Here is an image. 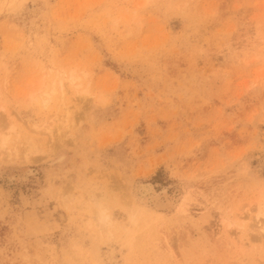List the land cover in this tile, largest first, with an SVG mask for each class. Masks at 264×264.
Listing matches in <instances>:
<instances>
[{
    "label": "rangeland",
    "instance_id": "rangeland-1",
    "mask_svg": "<svg viewBox=\"0 0 264 264\" xmlns=\"http://www.w3.org/2000/svg\"><path fill=\"white\" fill-rule=\"evenodd\" d=\"M0 121V264H264V0H0Z\"/></svg>",
    "mask_w": 264,
    "mask_h": 264
},
{
    "label": "bare ground",
    "instance_id": "bare-ground-1",
    "mask_svg": "<svg viewBox=\"0 0 264 264\" xmlns=\"http://www.w3.org/2000/svg\"><path fill=\"white\" fill-rule=\"evenodd\" d=\"M70 70H71V69H70ZM75 70H76V69H75ZM68 71H69V70H68ZM71 71H72V70H71ZM64 72H65V71H64ZM76 72H77V70H76ZM57 76H58V74H57ZM57 76L55 75V77H57ZM59 76H60V75H59ZM63 77H64V75H62V78H63ZM79 77H80V76H79ZM53 78H54V77H53ZM64 78H65V77H64ZM70 78H71L70 81H76L77 78H78L77 73H76V74H75V73H72V75H71ZM55 79H56V78H54L53 81H54ZM66 79H67V78H66ZM59 80H60V79H59ZM59 80H58V82H59ZM61 82H62V81H61ZM61 82H60V84H61ZM72 83H73V82H72ZM52 84H54V83H52ZM55 84H56V83H55ZM55 84L53 85L51 91L48 90V91H45V93H47L48 95H52L53 93H55V92L57 91V89H56V87H55ZM58 84H59V83H58ZM63 86H64V84L62 83V84H61V89H62ZM81 86H82V85H81ZM59 87H60V85H59ZM66 87H67V86H66ZM79 87H80V85H79ZM79 87H78V88H79ZM63 88H65V87H63ZM76 88H77V87H76ZM76 88H75V89H76ZM64 90H66V89H63V91H62L63 93H64ZM77 90H78V89H77ZM88 91H89V90H88ZM65 92H66V91H65ZM80 92H81V90H80ZM86 92H87V90H85V94H86ZM43 93H44V92H43ZM41 94H42V93H41ZM64 94H65V93H64ZM87 94H88V93H87ZM31 95H34V94H31ZM42 95H43V94H42ZM43 96H46V95H43ZM44 101H45V103H43V104L47 105V103L49 102V99L46 98V97H44ZM105 101H106V100H105ZM66 115H67V114H66ZM68 115H69V114H68ZM64 116H65V115H64ZM62 117H63V116H62ZM57 118H58V117H57ZM63 118H65V117H63ZM67 118H68V117H67ZM3 120L5 121L6 119H3ZM7 121H9V120H7ZM47 121H48V120H47ZM47 121L45 120V122H47ZM52 121L54 122L55 120H52ZM58 121H59V120H58ZM58 121H57V123H58ZM0 122H1V121H0ZM2 122H3V121H2ZM10 122H11V121H10ZM45 122H44V123H45ZM48 122H49V121H48ZM59 122H60V121H59ZM63 122H64V121H62V123H63ZM8 123H9V122H8ZM50 123L52 124L51 121H50ZM50 123H49V125H51ZM54 123H55V122H54ZM62 123H61V125H62ZM67 123H69V121H68ZM67 123H66V124H67ZM47 124H48V123H47ZM15 125H16V124H15ZM15 125H14L12 122L9 123V124L6 123L5 128H4L3 130H2V129L0 130V150H1V151H0V155H1V156H3L4 153H5V155H6V153H9V152H10V151H8V149H7L9 146H8L7 148H6V146L9 144L11 131L16 129ZM59 125H60V124H59ZM63 125H64V123H63ZM2 126H3V125H2ZM31 126H32V124H31ZM54 126H55V125H54ZM56 126H57V125H56ZM56 126H55V127H56ZM65 126H66V125H65ZM45 127H46V125H45ZM45 127H44L43 129H45ZM52 127H53V126H52ZM2 128H3V127H2ZM8 128H9V130H8L7 132L4 131V130H6V129H8ZM32 128H33V127H32ZM37 128H38V127H37ZM39 128H40V127H39ZM58 128H59V127H58ZM61 128H62V127H61ZM61 128H60V129H61ZM63 128H64V127H63ZM65 128H66V127H65ZM65 128H64V129H65ZM40 129H41V128H40ZM40 129H39V130H40ZM47 129L49 130L50 127H49V128L47 127ZM52 130H53V129H52ZM54 130H55V129H54ZM65 130H66V129H65ZM65 130H64V131H65ZM40 131H41V130H40ZM56 131L59 132L58 129H57ZM49 132H50V131H49ZM57 132H56V133H57ZM60 132H61V131H60ZM62 132H63V130H62ZM40 133H41V132H40ZM45 133H46V132H45ZM51 133H52V132H51ZM54 133H55V132H54ZM54 133H53V136H54ZM58 134H59V133H58ZM60 135H61V133H60ZM50 136H51V134H50ZM58 137H59V136H58ZM51 138H52V136H51ZM54 138H57V137L54 136ZM54 140H55V139H54ZM56 140H57V139H56ZM2 149H3V150H4V149H7L8 152H7L6 150L3 151ZM9 150H10V149H9ZM27 151H29L28 153H31L32 150H31V147H30V146L28 147V150H27ZM27 151H26V152H27ZM35 151H36V150H35ZM15 152H16V151H15ZM2 153H3V154H2ZM12 154H14V153H13V150H12ZM12 154H7V155H6V158L8 157V155L12 156ZM15 155H16V154H15ZM26 155L28 156L27 153H26ZM1 156H0V157H1ZM12 157H13V156H12ZM2 158H3V157H2ZM4 158H5V156H4ZM4 158H3V159H4ZM6 158H5V159H6ZM0 159H1V158H0ZM7 159H8V158H7ZM1 161H3V160L1 159ZM142 188L144 189V191H147V192H148L149 190H151V189H150V186H148V185H147V186L144 185V186H142ZM259 202H260V200H259ZM250 203H251V202H250ZM250 203H249V205H250ZM253 203H254V202H253ZM252 205H253V204H252ZM92 207H94V206H92ZM95 209H96V210H95V212H94V210H93V213L96 215V217L98 218V220L101 221V222L106 221V218H108V217H106L107 215H105L104 211H103L101 208H99V210H98V209L96 208V205H95ZM100 209H101V210H100ZM145 209H147V208H145ZM247 209H248V211H250V210H251V206L248 207ZM104 210H105V208H104ZM244 213L247 214L246 211H245ZM244 213H243V211H241V213L239 212V214L237 215V220H240V219H241V220H242V219L244 220L245 217H246V216L244 215ZM258 214H259V213H258ZM244 216H245V217H244ZM247 217H248V216H247ZM107 222H108V221H106V223H107ZM108 223H109V222H108ZM99 224L102 225V223H99ZM99 224H98V225H99ZM99 227H100V225H99ZM263 238H264V237H263ZM260 239H262V237H261Z\"/></svg>",
    "mask_w": 264,
    "mask_h": 264
}]
</instances>
